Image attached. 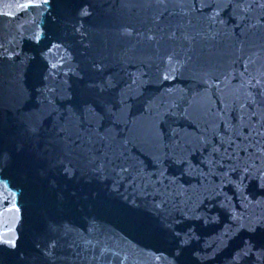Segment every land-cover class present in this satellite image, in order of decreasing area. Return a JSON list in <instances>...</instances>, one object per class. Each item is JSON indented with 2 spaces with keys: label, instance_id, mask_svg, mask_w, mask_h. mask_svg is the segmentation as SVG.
<instances>
[{
  "label": "water",
  "instance_id": "95a60500",
  "mask_svg": "<svg viewBox=\"0 0 264 264\" xmlns=\"http://www.w3.org/2000/svg\"><path fill=\"white\" fill-rule=\"evenodd\" d=\"M0 264H264V0H0Z\"/></svg>",
  "mask_w": 264,
  "mask_h": 264
},
{
  "label": "snow or ice",
  "instance_id": "6c2138e0",
  "mask_svg": "<svg viewBox=\"0 0 264 264\" xmlns=\"http://www.w3.org/2000/svg\"><path fill=\"white\" fill-rule=\"evenodd\" d=\"M9 58H11V54H9ZM53 67H55V65H53ZM124 171H127V169H124ZM146 194H149V195H163L159 189H156L153 193H146ZM167 203V200L166 199H160V200H157L155 201V205L158 209L160 210H163L164 209V206L165 204Z\"/></svg>",
  "mask_w": 264,
  "mask_h": 264
}]
</instances>
